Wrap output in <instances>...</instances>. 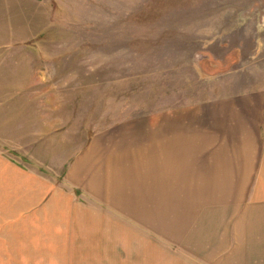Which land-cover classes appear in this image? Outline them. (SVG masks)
Here are the masks:
<instances>
[{
	"label": "rangeland",
	"instance_id": "374dc122",
	"mask_svg": "<svg viewBox=\"0 0 264 264\" xmlns=\"http://www.w3.org/2000/svg\"><path fill=\"white\" fill-rule=\"evenodd\" d=\"M257 93L264 0H0V264H203L215 229L182 244L69 173L95 141Z\"/></svg>",
	"mask_w": 264,
	"mask_h": 264
},
{
	"label": "crops",
	"instance_id": "0c3cea01",
	"mask_svg": "<svg viewBox=\"0 0 264 264\" xmlns=\"http://www.w3.org/2000/svg\"><path fill=\"white\" fill-rule=\"evenodd\" d=\"M210 105L150 125L116 150L95 141L70 179L83 184L81 196L182 244L215 229L196 243L203 264H264V93Z\"/></svg>",
	"mask_w": 264,
	"mask_h": 264
}]
</instances>
